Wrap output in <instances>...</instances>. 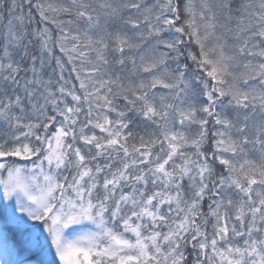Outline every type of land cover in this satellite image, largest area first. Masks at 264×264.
<instances>
[{
  "label": "snow or ice",
  "instance_id": "1",
  "mask_svg": "<svg viewBox=\"0 0 264 264\" xmlns=\"http://www.w3.org/2000/svg\"><path fill=\"white\" fill-rule=\"evenodd\" d=\"M0 264H264V0H0Z\"/></svg>",
  "mask_w": 264,
  "mask_h": 264
}]
</instances>
